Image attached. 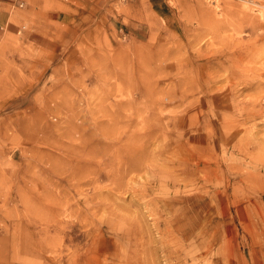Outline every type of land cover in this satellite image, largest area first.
Returning a JSON list of instances; mask_svg holds the SVG:
<instances>
[{
    "label": "rangeland",
    "instance_id": "1",
    "mask_svg": "<svg viewBox=\"0 0 264 264\" xmlns=\"http://www.w3.org/2000/svg\"><path fill=\"white\" fill-rule=\"evenodd\" d=\"M12 11L0 264H264V0Z\"/></svg>",
    "mask_w": 264,
    "mask_h": 264
},
{
    "label": "crops",
    "instance_id": "2",
    "mask_svg": "<svg viewBox=\"0 0 264 264\" xmlns=\"http://www.w3.org/2000/svg\"><path fill=\"white\" fill-rule=\"evenodd\" d=\"M44 1L45 0H0V35L4 29L10 25V22L16 18V14L12 13V7H21L23 11L29 13L33 8L42 6ZM48 16L54 17V15Z\"/></svg>",
    "mask_w": 264,
    "mask_h": 264
},
{
    "label": "bare ground",
    "instance_id": "3",
    "mask_svg": "<svg viewBox=\"0 0 264 264\" xmlns=\"http://www.w3.org/2000/svg\"><path fill=\"white\" fill-rule=\"evenodd\" d=\"M90 147V146H89ZM86 148V147H85ZM80 151V150H79ZM86 152H87V150H86ZM81 158V157H80ZM82 159V158H81Z\"/></svg>",
    "mask_w": 264,
    "mask_h": 264
}]
</instances>
